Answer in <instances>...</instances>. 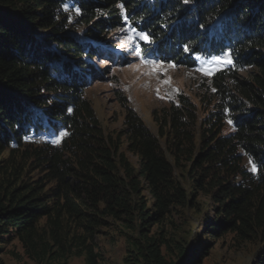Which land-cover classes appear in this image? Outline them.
<instances>
[{"label": "trees", "instance_id": "trees-1", "mask_svg": "<svg viewBox=\"0 0 264 264\" xmlns=\"http://www.w3.org/2000/svg\"><path fill=\"white\" fill-rule=\"evenodd\" d=\"M128 26L166 63L229 53L233 67L213 77L218 103L200 115L179 94L157 136L124 98L123 129L106 131L85 92L107 71L94 61L113 60L111 34ZM51 133L59 143H25ZM205 210L198 242L264 246V0H0V253L18 240L38 263L98 264L95 237L111 221L128 263L199 264L210 246L168 230Z\"/></svg>", "mask_w": 264, "mask_h": 264}, {"label": "rangeland", "instance_id": "rangeland-1", "mask_svg": "<svg viewBox=\"0 0 264 264\" xmlns=\"http://www.w3.org/2000/svg\"><path fill=\"white\" fill-rule=\"evenodd\" d=\"M64 7L65 12H71L70 19L75 23L76 17L79 16L75 15L74 6L67 4ZM85 29L81 27L78 31L82 33ZM140 34L141 32L133 31L130 26L113 32L111 37L116 42L114 46H111L113 60L107 56L94 61L97 72L103 68H106L107 71L97 82L92 81L94 84L87 88L85 98L93 105L106 131L114 133L123 129L124 109L120 105V100L124 98L157 136V121L164 117L165 111L172 103L177 102L179 94L188 96L198 106L200 115L204 112L203 108H207V104L212 108L218 103L220 97L214 85L213 77L223 69L233 67L229 53L210 59L196 57L197 65L193 68H187L183 65L166 63L157 58L152 52L154 47L147 48L149 42L140 39ZM217 58L220 59L217 60ZM227 60H230L231 63L222 62ZM248 72L249 69L240 67L237 70V76L245 78ZM227 123L228 127L225 133L231 131L229 118H227ZM60 138L61 136L54 133L48 135L31 134L25 143L26 145H44L57 141L59 143ZM160 142L165 151L164 141L160 140ZM8 154L9 151H6L2 158L6 159ZM132 159L135 161L133 157ZM244 165L253 171L254 167L247 157ZM185 175L186 173L184 174L182 169L176 170V177L183 184L188 182L184 181ZM32 177L37 179L38 172L32 174ZM203 201L206 202L207 200L204 199ZM206 210L203 214H192L187 221L176 218L178 227L168 230L169 234L175 235L180 243L185 240L187 242L195 240L197 244L210 246V250L199 264H254L264 256L262 244H237L230 235L219 240L211 238L212 234H203L204 236L199 237L201 241L198 242L194 233L200 228L202 231L203 226L200 225ZM183 213L189 215L186 211ZM110 223L108 228H104L95 237L96 253L99 255L98 264H132L126 261L129 253L123 234L119 232L117 226H114L115 223L111 221ZM111 227L112 230H110ZM2 247L0 264H44L29 258L18 240L6 242ZM162 249L165 250V248ZM68 264H86V262L84 258H74Z\"/></svg>", "mask_w": 264, "mask_h": 264}, {"label": "snow or ice", "instance_id": "snow-or-ice-1", "mask_svg": "<svg viewBox=\"0 0 264 264\" xmlns=\"http://www.w3.org/2000/svg\"><path fill=\"white\" fill-rule=\"evenodd\" d=\"M184 2L187 3L188 0H184ZM129 39H131V37H129ZM140 39L144 40L145 42H148V41H149L148 34L141 33V34H140ZM188 50H189V49H188V47L186 46V47H185V51H188ZM219 59H220V58H217V60H219ZM222 62H224V63H231L230 60L222 61ZM230 123H231V121H230ZM253 171H256V169L254 168Z\"/></svg>", "mask_w": 264, "mask_h": 264}]
</instances>
